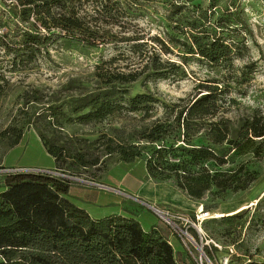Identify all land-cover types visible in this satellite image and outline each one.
Returning <instances> with one entry per match:
<instances>
[{"label": "rangeland", "instance_id": "rangeland-1", "mask_svg": "<svg viewBox=\"0 0 264 264\" xmlns=\"http://www.w3.org/2000/svg\"><path fill=\"white\" fill-rule=\"evenodd\" d=\"M64 1L77 9L94 5L92 0ZM123 3L120 0L121 6ZM124 10L127 12L113 23L101 21L110 33L102 44L52 37L46 41L45 51L41 49L28 58L20 52V57L14 58L11 50L0 45V182L11 167H50L51 156L43 150L38 136L41 131L47 139L85 151L86 157L98 156L94 164L71 165L68 170L88 180L81 181L84 189H105L120 198L125 208L137 207L135 214L145 227L153 223L163 235H169L176 264H198L196 249L191 247L189 252L177 233L171 232L152 209L92 181L104 178L114 184L121 177V187L129 191L135 180L145 177L164 187L165 193L173 187L194 200L195 209L203 207L211 213L201 224L210 240L203 249L211 264L264 262V138L253 139L243 151L221 163L212 157L188 158V169L179 170L178 180L184 179L182 175H192L209 183L200 198H191L175 185L172 170L146 161L151 146L157 145L140 137L155 121L173 125L178 111L205 92L201 82L217 84L210 97L214 112L191 118L189 142L208 141L211 121L229 118L230 127L235 129L243 117L264 115V0H133L124 5ZM14 18L9 1L0 0V33H13L23 26ZM196 34L201 36L200 43L211 36L227 42L229 54L215 63L204 59L192 44L191 35ZM131 43L137 46L132 48ZM188 45L193 52L185 51ZM150 46L161 59L177 65H163L164 76L151 75L144 69L124 88L117 83L120 88L110 91L108 81L115 80V73L139 69L138 63L144 62L148 52L140 61L139 55ZM13 59L15 64L11 66ZM97 91L110 95L111 110L86 122L75 120L76 114L69 109L74 99ZM135 93L146 94L148 100L132 106L128 97ZM181 132L180 126L175 127L162 141L181 143ZM130 142L140 148L139 156L131 162L122 160L117 151L104 150L107 143L116 146ZM70 192L74 198L79 194L74 186ZM83 192L80 194L85 195ZM138 197L152 203L147 197ZM162 199L152 204L178 209ZM111 207L113 204L104 208ZM181 209L192 213L189 208ZM209 261L202 257V264Z\"/></svg>", "mask_w": 264, "mask_h": 264}, {"label": "trees", "instance_id": "trees-1", "mask_svg": "<svg viewBox=\"0 0 264 264\" xmlns=\"http://www.w3.org/2000/svg\"><path fill=\"white\" fill-rule=\"evenodd\" d=\"M8 1L11 16L23 26L13 33H0V45L4 50H11L14 58L20 57L19 52L28 58L41 49L45 51L46 41L52 37L102 44L109 39L110 33L101 21L113 23L121 13L127 12L124 5L133 2L122 0L121 6L120 0H92L94 5L91 9H77L67 6L64 0ZM191 36L195 52L211 63L230 52L229 44L217 36H211L204 43H200V35ZM136 46V43L130 45L132 48ZM150 48L139 55L140 61L148 52L144 62L138 63L139 69L115 73V80L108 81L110 91L120 88L117 83L124 88L144 69L151 75L164 76L163 65H177L173 60L161 59L154 47ZM185 48L186 52L194 51L190 45ZM14 64L15 59L11 66ZM200 84L205 87V92L199 93L178 111L173 125L155 121L140 136L157 145L155 148L151 146L146 161L151 160L154 165L172 170L176 177L175 185L191 198H200L209 183L192 175H182L184 179L178 180L179 170L185 172L188 169V158L204 160L212 157L221 163L234 153L243 151L253 139L264 138V115L254 113L243 117L235 129L230 127L229 118L211 121L208 141L189 142L191 118L214 112L210 97L217 84ZM147 100L144 93L128 97L132 106ZM74 101L69 109L79 122L101 117L111 110L113 104L106 91L84 94ZM178 126L182 129L181 143L174 140L163 142L165 133ZM38 136L61 171L73 174L68 166H85L98 161V156L86 157L85 151L47 139L41 131ZM16 141L17 137L11 144ZM104 150L107 153L117 151L126 162L134 161L140 154V148L134 142L116 146L107 143ZM145 170L149 174L150 168ZM72 180L44 171L6 172L2 179L4 188L0 191V264H176L171 244L155 227L144 230L137 219L123 214L91 217L86 210L70 201L65 194ZM239 264L264 262L248 260Z\"/></svg>", "mask_w": 264, "mask_h": 264}, {"label": "crops", "instance_id": "crops-1", "mask_svg": "<svg viewBox=\"0 0 264 264\" xmlns=\"http://www.w3.org/2000/svg\"><path fill=\"white\" fill-rule=\"evenodd\" d=\"M41 145H42V143H41ZM42 148L46 152L43 145H42ZM51 159H52V163H51L50 167H45V169L56 167L53 156H51ZM144 175H145V173H144ZM103 179L104 178L95 180L94 184L96 182L98 184L107 185V186L117 188V189H122V191L129 193L131 195H135L137 197L138 196L147 197L146 199H150L154 205L157 204L156 200L162 199V198H163L162 200H165L164 198H166V200H168V202H170V204H172V205H174L180 209L181 208H189L191 210L195 209L194 206H195L196 202L194 200L188 199L182 193H179L177 189H173V187H172V189L168 188L169 189L167 191L168 193L167 192L165 193L164 187H162L161 185H158L157 183L149 182L148 180H146L145 177H143L142 179L139 178L138 180H135V183L131 184L129 191H126L121 187V185H123L122 181H121L122 180L121 177L118 178L117 182L114 184L106 183L105 180H103ZM81 181L82 180H74L73 179L69 183L68 190H67V193L65 195L74 204H76V205L82 207L84 210H86V212L91 217H101V216L113 214V213L123 214V215L132 216L135 219H137L139 221L141 227L144 230H148L151 227H155L153 225V223H151L150 224L151 226H149V227H145L142 224L141 220L135 214V212L138 209L137 207L125 208L124 205L121 204L120 198L116 197V195H112V193H107V191L105 189H96L94 191L84 189V187H83L84 185L81 183ZM87 181L88 180H86L85 182H87ZM0 184L3 185L2 181L0 182ZM72 186H74V191L76 193H79L76 196V198L73 197V194H72L73 192L72 193L70 192V188ZM3 188H4V186H3ZM3 188L1 190H3ZM92 188L95 189V186L93 185ZM103 188H105V187H103ZM107 189H109V188H107ZM83 190H85V192H83ZM82 192L85 195H81L80 193H82ZM86 194H87V196H86ZM82 201H86L89 204L86 205ZM107 204H109V205L113 204L114 207L104 208ZM164 237L169 238V235L164 234Z\"/></svg>", "mask_w": 264, "mask_h": 264}, {"label": "built area", "instance_id": "built-area-1", "mask_svg": "<svg viewBox=\"0 0 264 264\" xmlns=\"http://www.w3.org/2000/svg\"><path fill=\"white\" fill-rule=\"evenodd\" d=\"M7 170L44 171V172H49L51 174H54L60 177H67V178H71L74 180H82V181L85 180L86 181V179L78 175H72L67 172L61 171L57 167L45 169V168L19 166V167H11V168H8ZM92 182L94 183V181ZM153 211L159 218H161L171 228V232L177 233L183 245L189 252H191L190 250L191 247L196 249L197 255L194 258L198 260V264H202V257L205 260L209 261L208 256L205 250L203 249V247L205 244L208 245V242L210 240L207 239L206 233L201 227L203 220L211 216V213L209 210L204 209L202 207V209H193L192 213L188 214L179 208L178 209L158 208L155 206ZM166 240L168 243H170L168 238H166ZM213 245L216 246V243H213Z\"/></svg>", "mask_w": 264, "mask_h": 264}, {"label": "water", "instance_id": "water-1", "mask_svg": "<svg viewBox=\"0 0 264 264\" xmlns=\"http://www.w3.org/2000/svg\"><path fill=\"white\" fill-rule=\"evenodd\" d=\"M95 183H96V182H95ZM96 184H98V183H96ZM98 185H101V186H103V187H105V188H109V189L115 190V191H117V192H119V193H122V194H124V195H126V196H129V197H131V198H133V199H136L137 201L141 202L143 205H145L146 207H148V208H150V209H152V210H153L154 207H155L152 203H150V202H148V201H144V200L140 199L139 197H137V196H135V195H131V194H129V193H126V192H124V191H122V190H120V189L113 188V187H110V186H107V185H102V184H98Z\"/></svg>", "mask_w": 264, "mask_h": 264}]
</instances>
